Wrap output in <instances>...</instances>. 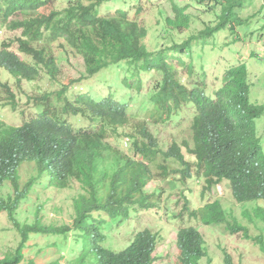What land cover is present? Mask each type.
Returning a JSON list of instances; mask_svg holds the SVG:
<instances>
[{
    "label": "trees",
    "instance_id": "trees-1",
    "mask_svg": "<svg viewBox=\"0 0 264 264\" xmlns=\"http://www.w3.org/2000/svg\"><path fill=\"white\" fill-rule=\"evenodd\" d=\"M145 1L0 0V32H20L16 39L0 45V102L5 101L12 111L19 109L18 97L9 83L2 81L1 70L18 88L23 81L33 82L42 75L50 82L41 95L28 98L27 104H32L33 109L19 126L0 121V215L8 218L17 241L0 264H60L64 256L49 263L34 257L31 250L35 237H52L55 248L65 247L87 231L91 233L89 244L96 264H154L158 259V234L138 230L130 244L115 253L102 247L107 220L95 215L104 214L110 222L122 224L130 219L132 209L150 210L155 206L158 189H146L156 175L167 179L171 171L180 174L182 180L192 177V164L181 147L173 142L163 151L151 131L179 123L187 111L192 146L184 143L183 147L194 160V177L198 182L204 180L203 191L224 181L237 204L264 203V149L256 126L264 106L249 100L245 65L228 66L221 78H216L220 83L214 88H207L206 77L201 82L191 81L192 44L201 36L235 32L238 12L251 0H189L184 7L169 0L174 15L164 19L162 35L152 51L145 44L147 29L139 20L144 10L140 4ZM115 2L122 6H109ZM132 3L133 9L129 6ZM194 3L206 14L215 15L218 9V23L179 43L176 36L183 30L190 31L192 23L197 22L189 10ZM13 44L17 53L12 50ZM57 56L67 63L72 56L81 58L82 78L69 83L61 80ZM112 69L123 72L124 79L129 74L139 82L134 87L139 90L137 95L142 93L143 74L160 79L136 111L130 105H135L137 98L130 99L129 104L110 92L96 99L91 89L78 87ZM183 76L190 81L185 83ZM21 115L25 116L23 110ZM84 121L86 126H78ZM113 138L127 140L131 154H120L111 142ZM173 164L181 170H174ZM23 165H29L31 173L22 185L19 169ZM4 184L13 191L7 198L2 196ZM40 190L72 192L67 223L59 227L42 224L41 214L54 196L42 202L38 198ZM191 218L206 226L225 220L218 203L193 211ZM239 229L229 227L232 233ZM255 241L264 252L262 237ZM204 244L197 228L177 229L178 263L200 264L207 256ZM70 255L74 258L65 264H86L84 249L77 255L71 251Z\"/></svg>",
    "mask_w": 264,
    "mask_h": 264
},
{
    "label": "rangeland",
    "instance_id": "rangeland-1",
    "mask_svg": "<svg viewBox=\"0 0 264 264\" xmlns=\"http://www.w3.org/2000/svg\"><path fill=\"white\" fill-rule=\"evenodd\" d=\"M187 3H190L189 0L174 1V4L179 7H184ZM60 5L61 8L65 7L64 4ZM109 6L118 8L122 4L115 2L110 3ZM129 6L133 9L135 5L132 3ZM140 7L144 10L139 20L147 29L145 44L148 50L152 51L159 41L160 35H162L161 30L164 19L174 15V6L169 0H149L142 5L140 4ZM189 10L197 17V22L192 23L190 31L183 30L181 35L176 36V41L179 43L190 34L200 33L207 29V26L214 28L218 23L216 18L219 15L218 9L215 15L206 14L200 5L194 3L192 6L190 5ZM131 15L133 17L134 10H131ZM237 19L238 25L235 32L222 31L210 38L201 36L198 37L200 40L197 39L198 41L192 44L191 65L193 78H191V81L201 82L206 77L207 88L217 87L220 80L217 82L216 78H221L228 66L242 63L247 69L250 102L264 106V0H251L244 4L243 9L238 12ZM19 34V31L2 30L0 32V45L11 42ZM12 50L17 53L16 44L12 45ZM57 58L60 63H58V66L61 70V80L69 83L71 80L82 78L80 75L84 72V66L81 58L72 56L69 63L65 62L62 56H57ZM187 62H189V59H187ZM123 74V72L119 73L114 69L103 71L78 87L91 89L96 99H103L110 92H113L112 94L117 99L128 100L129 104L131 103L130 99L137 98L139 101L135 105H130L131 109L136 111L142 107L144 98L150 96L151 89L160 77L143 74L140 79L142 81V93L137 95L139 90L134 89V87L139 82L132 80V76L129 74L127 79H124ZM1 77L2 81L9 83L15 91L18 97L19 109L12 111L10 107L6 106L5 101H1L0 121L8 126L16 127L31 114L33 106L27 104L28 98L41 95L48 89L50 82L46 76L42 75L39 80L33 82L23 81L18 88L5 70H1ZM183 81L187 83L190 80L187 81V77L183 76ZM22 110L25 116L21 115ZM256 124L264 149V114L256 121ZM86 125L85 121L78 122V126L83 127ZM151 131L158 139L163 151L168 150L173 142L181 147L186 160L192 164L191 180H182L180 174L171 171H169L167 179H162L156 175L153 182L146 189L147 192L158 189L156 191L157 197L154 199L155 206L150 210L132 209L130 219L122 224L110 222L104 214H96L95 218L99 217L107 220L103 231L106 238L102 247L118 253L130 244L138 230L148 229L159 235V243L155 252L158 259L154 264H179L175 248L176 231L184 226H193L201 233L205 242L207 256L200 261V264H264V252L260 250L255 241L256 237H262L264 241V203L237 204L231 197L228 183L224 181L217 186H213L210 190L203 191L204 186L206 187L204 180L201 179L203 182H198L197 178L194 177L196 169L193 163L194 160L191 159L187 149L183 147L184 143L192 146L189 112H183L179 123L152 128ZM111 142L118 148L120 154H131L127 140L113 138ZM173 168L176 171L181 170L179 165L173 164ZM153 172L158 174L155 168H153ZM30 173L29 165H23L19 169L22 185L28 180ZM2 191L4 198L13 194L9 184H4ZM53 196V202L46 205L45 213L41 214V222L47 226L53 224L59 227L62 223H67L70 220L72 192L46 191L43 193L40 190L38 198L44 202L45 199ZM214 203H218L223 210L224 222L206 226L198 220L190 219V213ZM21 218L23 220L25 216L23 215ZM32 220L33 218L30 216L29 222ZM39 227L43 228L44 226L40 225ZM229 227L240 229L236 233H232ZM90 238L91 233L87 231L85 235H79L69 245L65 247L59 245L58 248H55L53 246L54 238L38 236L35 237V246L31 251L37 260L47 263L64 256L60 264H65L74 258L73 255H70L71 251H74L77 255L79 251L84 249L86 264H96V259L91 253ZM16 245L15 232L11 223L6 216L0 215V260L6 252L12 251Z\"/></svg>",
    "mask_w": 264,
    "mask_h": 264
}]
</instances>
